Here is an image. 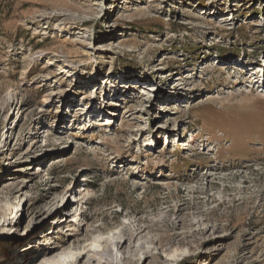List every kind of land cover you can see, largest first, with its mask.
Returning a JSON list of instances; mask_svg holds the SVG:
<instances>
[{
	"label": "rangeland",
	"instance_id": "1",
	"mask_svg": "<svg viewBox=\"0 0 264 264\" xmlns=\"http://www.w3.org/2000/svg\"><path fill=\"white\" fill-rule=\"evenodd\" d=\"M66 217L59 264H264V0H0V264Z\"/></svg>",
	"mask_w": 264,
	"mask_h": 264
},
{
	"label": "bare ground",
	"instance_id": "2",
	"mask_svg": "<svg viewBox=\"0 0 264 264\" xmlns=\"http://www.w3.org/2000/svg\"><path fill=\"white\" fill-rule=\"evenodd\" d=\"M14 96L15 91L13 88H10L7 91V94L4 96V99H13ZM62 223L65 225L67 231L69 232V236L65 240L53 244L50 247L36 250L31 257L24 258V255H22L21 260L16 261L13 264H59V262L62 260V257L67 254V247L64 248V245L66 243H70V247L72 246L73 248H76L81 242L79 236L81 234V230H83V227L80 224L81 222L79 223L80 226H78L77 222L75 220L69 219V217L63 219ZM104 250L105 251L89 249L87 252L82 251L79 255L76 254L77 256L75 258H71L70 260H68L67 264H83V260L85 259L86 255L88 258L86 262H84V264H102L104 256H107L110 261L118 257L117 253L110 254L107 247ZM28 251L29 248L25 250V252Z\"/></svg>",
	"mask_w": 264,
	"mask_h": 264
}]
</instances>
